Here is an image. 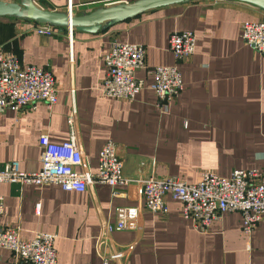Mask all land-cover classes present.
<instances>
[{
    "label": "crops",
    "instance_id": "obj_1",
    "mask_svg": "<svg viewBox=\"0 0 264 264\" xmlns=\"http://www.w3.org/2000/svg\"><path fill=\"white\" fill-rule=\"evenodd\" d=\"M33 1L55 11L71 4L81 14L134 0ZM246 20H264V10L241 1L200 0L153 9L96 33L53 26L47 35L37 32L34 21L0 17V47L16 55L21 67L51 71L57 89L51 109L38 102L33 110L0 113V164L18 161L24 171L38 170L39 137L67 141L74 113L84 157L79 170H97L108 140L116 144L124 173L135 178L152 172L191 184L207 171L225 177L236 169L264 168V55L242 39ZM185 30L195 34V52L177 62L169 33ZM118 41L145 47V68L135 73L143 88L132 101L108 97L100 88L107 72L103 57ZM173 64L184 89L165 107L151 87L150 69ZM0 195V228H21L24 239L36 231L56 233L59 264H104L112 246L100 245L98 237L122 206L141 208V227L109 233L116 248L128 250L123 262L107 264H264V217L245 234L242 215L226 212L202 232L183 218L181 202L171 196L165 197L166 214L147 210L137 182L90 184L83 192L1 182ZM0 264H15L8 249L0 250Z\"/></svg>",
    "mask_w": 264,
    "mask_h": 264
},
{
    "label": "built area",
    "instance_id": "obj_2",
    "mask_svg": "<svg viewBox=\"0 0 264 264\" xmlns=\"http://www.w3.org/2000/svg\"><path fill=\"white\" fill-rule=\"evenodd\" d=\"M66 11L73 13L68 4ZM40 24V23H38ZM53 26L40 24L39 34L47 35ZM242 39L260 55H264V20L243 21ZM169 51L177 62L187 60L194 54L195 34L190 30L169 33ZM145 47L139 43L113 42L103 57L105 77L100 85L104 95L114 99L132 101L143 88V80L136 77L137 69L145 68ZM153 81L151 87L159 104L167 106L184 89L182 74L177 65H156L150 69ZM57 100L54 74L40 66L21 67L18 57L0 47V113L7 110L23 111L36 109L43 102L51 109ZM69 137L62 143L49 141L46 135L39 137L41 166L29 172L20 168L17 161L0 164V184L53 185L64 191L83 192L90 184L115 186L141 184L144 207L157 214H166L165 197L171 196L182 204V216L192 220L202 232L207 231L212 221L226 212L242 215V231L251 234L264 217V168L236 169L230 176H218L210 171L195 183H187L176 176L157 177L154 173L139 178L124 173V161L117 156L116 144L106 141L98 153V168L89 171L81 168L84 157L78 140L75 114L68 118ZM116 195L115 193H113ZM40 204L36 203L35 210ZM3 196L0 195V214ZM141 208L117 207L115 221L105 223L98 243H110L112 251L103 256L104 264L110 260L123 262L128 247L116 248L109 239L114 230H139ZM56 233L34 232L29 239L21 237V228H0V250L8 249L15 264H59L54 241Z\"/></svg>",
    "mask_w": 264,
    "mask_h": 264
},
{
    "label": "water",
    "instance_id": "obj_3",
    "mask_svg": "<svg viewBox=\"0 0 264 264\" xmlns=\"http://www.w3.org/2000/svg\"><path fill=\"white\" fill-rule=\"evenodd\" d=\"M200 0H134L133 2H117L103 5L90 12L74 14L68 11L45 9L33 0H0V17L34 21L54 27L68 28L69 31H86L96 33L126 21L141 13L175 4H186ZM241 1L264 10V0Z\"/></svg>",
    "mask_w": 264,
    "mask_h": 264
}]
</instances>
